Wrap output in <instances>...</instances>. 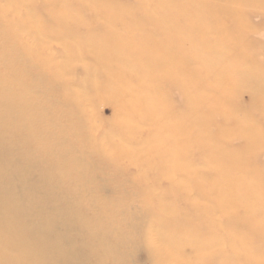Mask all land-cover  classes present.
<instances>
[{
	"label": "rangeland",
	"instance_id": "1",
	"mask_svg": "<svg viewBox=\"0 0 264 264\" xmlns=\"http://www.w3.org/2000/svg\"><path fill=\"white\" fill-rule=\"evenodd\" d=\"M147 2L0 0V51L42 60L21 61L17 68L29 84L26 95L48 117L50 136L77 148L102 146V157L90 156L89 163L105 203L99 211L124 237L116 264H264V234L254 223L264 224V9H241L246 30L236 48L225 32L220 58L232 62V75L222 70L224 85L217 90L192 52L180 61L179 73L174 64L154 76L127 71L122 57L130 56L121 57V47L147 50L129 36L150 30L135 24L138 11L150 8ZM203 22L212 42L222 37L212 22ZM87 39L100 40L97 59ZM117 39L123 43L116 45ZM199 46L194 39L191 47ZM162 106L165 115L158 111ZM161 222L185 227L182 242L191 236L203 246L181 254V263L166 257L155 235Z\"/></svg>",
	"mask_w": 264,
	"mask_h": 264
},
{
	"label": "bare ground",
	"instance_id": "2",
	"mask_svg": "<svg viewBox=\"0 0 264 264\" xmlns=\"http://www.w3.org/2000/svg\"><path fill=\"white\" fill-rule=\"evenodd\" d=\"M148 1L150 8L138 11L135 24L140 28L149 24L150 30L136 33L128 30L129 36L134 35V40L144 42L147 50L142 53L138 47L126 44L118 51L120 55L130 56L126 60L121 55L123 61H128L125 64L130 65L127 71L143 70V74L154 76L174 64L179 73L183 71L180 61L192 52V59L201 56L200 64L217 90L224 85L222 78L219 79L222 70L228 75L232 71V62L220 58L224 52L221 42L226 39L225 32L231 34L230 45L236 48L246 30L240 19L243 17L241 9L244 6L264 9V0H151L157 4ZM155 4L157 6L153 8ZM213 7L216 9L212 12ZM192 8L196 12L204 11L205 17L200 18L192 12L188 14ZM176 10L185 13H175ZM171 16L174 18L170 22ZM222 17L225 26L221 24ZM204 19L214 24V32L222 33L221 38L219 36L213 42L209 39ZM58 22L65 24L60 18ZM53 34L55 37L61 35L55 30ZM105 39L109 43V38ZM194 39L199 41V48L191 47ZM99 41L87 39L84 42L94 59L99 57ZM122 43L117 39L116 45ZM20 47L24 46L21 44ZM111 47L115 48L114 44ZM11 51H0V264H55L59 259L61 264L69 261L78 264L76 260L81 264H116L117 246L123 243L124 237L113 220H105L99 211L98 206L105 207V203L99 196L100 189L89 163L90 156L102 157L103 148L95 144H80L81 148H77L62 137L48 134V117L44 109L26 95L29 84L25 82L22 70L17 68L21 61L29 65L42 60L33 59L29 53H18L10 58ZM226 64L229 66L225 67ZM160 98L165 102L164 95ZM78 111L82 113L79 108ZM158 111L165 115L166 109L162 106ZM44 119L46 124L42 123ZM75 119L81 120L79 116ZM219 153L217 150L213 154L217 157ZM128 165L133 166L131 160ZM156 206L165 209L161 204ZM134 220L132 217L131 221ZM168 223H159L155 235L165 256L181 263L182 260H178L184 257L181 254L203 245L194 242L195 238L191 236L182 242L186 236L185 227L177 230L166 227ZM254 223L255 229L264 234V224ZM70 235L76 237L73 239ZM164 259L160 258L161 261Z\"/></svg>",
	"mask_w": 264,
	"mask_h": 264
}]
</instances>
